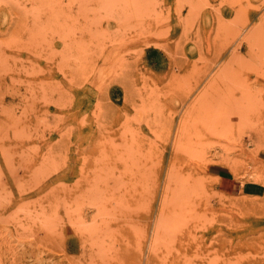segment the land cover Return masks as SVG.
Here are the masks:
<instances>
[{
    "label": "rangeland",
    "instance_id": "obj_1",
    "mask_svg": "<svg viewBox=\"0 0 264 264\" xmlns=\"http://www.w3.org/2000/svg\"><path fill=\"white\" fill-rule=\"evenodd\" d=\"M263 16L0 0V264H264Z\"/></svg>",
    "mask_w": 264,
    "mask_h": 264
},
{
    "label": "crops",
    "instance_id": "obj_2",
    "mask_svg": "<svg viewBox=\"0 0 264 264\" xmlns=\"http://www.w3.org/2000/svg\"><path fill=\"white\" fill-rule=\"evenodd\" d=\"M214 172H211L210 174L219 176L224 178V176H227L228 174L225 172L223 167H213Z\"/></svg>",
    "mask_w": 264,
    "mask_h": 264
},
{
    "label": "bare ground",
    "instance_id": "obj_3",
    "mask_svg": "<svg viewBox=\"0 0 264 264\" xmlns=\"http://www.w3.org/2000/svg\"><path fill=\"white\" fill-rule=\"evenodd\" d=\"M263 17H264V16H263ZM260 24H261V23H260ZM256 27H257V26H256ZM260 31H261V30H260ZM228 62H229V61H228ZM232 62H233V61H232ZM226 67H227V66H226ZM214 82H215V81H214ZM97 152H98V151H97ZM97 152H96V153H97Z\"/></svg>",
    "mask_w": 264,
    "mask_h": 264
}]
</instances>
